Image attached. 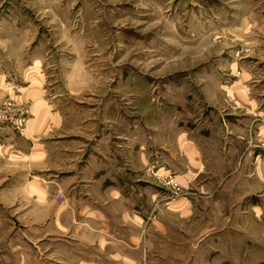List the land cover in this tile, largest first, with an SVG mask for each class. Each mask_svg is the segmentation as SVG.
<instances>
[{"label":"crops","instance_id":"crops-1","mask_svg":"<svg viewBox=\"0 0 264 264\" xmlns=\"http://www.w3.org/2000/svg\"><path fill=\"white\" fill-rule=\"evenodd\" d=\"M31 67L18 89L29 118L5 140L28 167L0 186V264H151L162 242L200 264H264V72L207 79L169 106L142 95L135 116L106 106L77 117L41 96ZM149 166L181 195L166 199Z\"/></svg>","mask_w":264,"mask_h":264},{"label":"rangeland","instance_id":"rangeland-1","mask_svg":"<svg viewBox=\"0 0 264 264\" xmlns=\"http://www.w3.org/2000/svg\"><path fill=\"white\" fill-rule=\"evenodd\" d=\"M30 66L54 107L80 117L81 109L127 106L135 116L142 95L169 106L207 79L228 84L231 72H264V0H0V80L17 96L0 87V186L22 181L28 167L8 159L5 140L19 137L29 118L18 89ZM171 245L157 244L151 264L203 261Z\"/></svg>","mask_w":264,"mask_h":264},{"label":"built area","instance_id":"built-area-1","mask_svg":"<svg viewBox=\"0 0 264 264\" xmlns=\"http://www.w3.org/2000/svg\"><path fill=\"white\" fill-rule=\"evenodd\" d=\"M262 146L264 147V140L262 142ZM150 174L152 176H154L156 179L160 180L159 182L161 183V185L163 186V188L168 192V194L171 197H177L179 195H181V188L180 186L177 184V182H175L173 180V177L167 175V176H160L159 174H156V171H151ZM54 200L56 201H60L61 200V194L60 193H56L54 195Z\"/></svg>","mask_w":264,"mask_h":264}]
</instances>
